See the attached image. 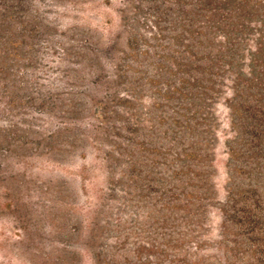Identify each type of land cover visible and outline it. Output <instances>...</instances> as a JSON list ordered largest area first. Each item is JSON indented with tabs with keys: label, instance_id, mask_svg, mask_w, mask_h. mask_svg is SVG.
Masks as SVG:
<instances>
[{
	"label": "rangeland",
	"instance_id": "1",
	"mask_svg": "<svg viewBox=\"0 0 264 264\" xmlns=\"http://www.w3.org/2000/svg\"><path fill=\"white\" fill-rule=\"evenodd\" d=\"M0 264H264V0H0Z\"/></svg>",
	"mask_w": 264,
	"mask_h": 264
}]
</instances>
